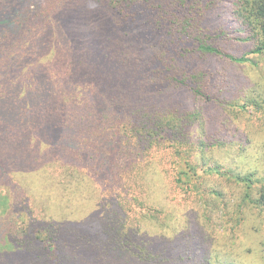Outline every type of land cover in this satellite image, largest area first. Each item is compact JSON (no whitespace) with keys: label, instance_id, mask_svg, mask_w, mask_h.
Returning a JSON list of instances; mask_svg holds the SVG:
<instances>
[{"label":"trees","instance_id":"trees-1","mask_svg":"<svg viewBox=\"0 0 264 264\" xmlns=\"http://www.w3.org/2000/svg\"><path fill=\"white\" fill-rule=\"evenodd\" d=\"M218 3L0 0V264H181L191 253L186 236L165 233L177 218L161 189L167 173L187 197L198 190L199 113L146 97L189 88L198 55L264 60V0L223 9L256 44L241 57L204 22ZM53 43L58 59L40 64ZM254 202L264 212V185Z\"/></svg>","mask_w":264,"mask_h":264},{"label":"rangeland","instance_id":"rangeland-1","mask_svg":"<svg viewBox=\"0 0 264 264\" xmlns=\"http://www.w3.org/2000/svg\"><path fill=\"white\" fill-rule=\"evenodd\" d=\"M237 3L238 0H219L218 8L204 11L203 18L210 30H216L214 43L222 51L241 57L248 55L256 44L242 42L250 35H241L246 31L240 22L234 21L236 13H228L230 21L225 16L223 9L235 10ZM148 44V50L155 45L154 41ZM57 45L60 44L53 43L50 51L41 55L40 64L49 66L58 59ZM248 56L259 65L235 63L225 56L198 55L199 59L192 60L201 73L195 75L194 67L190 69L189 88L197 86L202 94H194L186 87L169 86L163 89V95L146 97V104H157L161 109L175 104L199 113L190 128L191 143L205 147L200 153L202 160L196 154L192 159L200 166L198 177L193 178L198 190L194 189L187 197L183 189L169 182L167 173L163 177L165 192L161 189L164 195L170 193L166 197H174L169 204L176 208L178 219L170 223L165 233L186 236L191 242V253L186 256L183 249L185 258L181 264H264V212L254 202L264 185V109L260 107V104L264 106V60L259 55ZM26 69L23 67V77ZM35 81H38L36 73ZM45 143L44 148L50 146ZM15 158L22 160V156ZM208 166L216 167L218 172L207 171ZM239 177L253 181L249 184ZM70 194L67 190L66 197ZM161 233L158 230L152 240ZM22 262L29 264L27 259Z\"/></svg>","mask_w":264,"mask_h":264}]
</instances>
